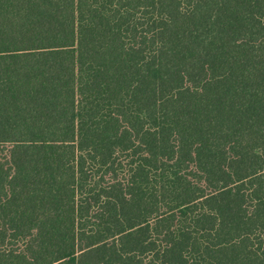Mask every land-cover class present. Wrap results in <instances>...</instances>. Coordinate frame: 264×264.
<instances>
[{
    "label": "trees",
    "instance_id": "obj_1",
    "mask_svg": "<svg viewBox=\"0 0 264 264\" xmlns=\"http://www.w3.org/2000/svg\"><path fill=\"white\" fill-rule=\"evenodd\" d=\"M0 264H264V0H0Z\"/></svg>",
    "mask_w": 264,
    "mask_h": 264
}]
</instances>
